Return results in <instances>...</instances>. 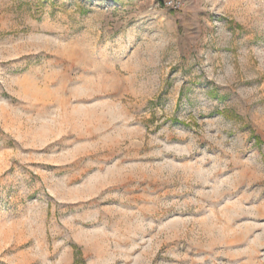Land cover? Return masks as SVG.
<instances>
[{"label": "rangeland", "instance_id": "1", "mask_svg": "<svg viewBox=\"0 0 264 264\" xmlns=\"http://www.w3.org/2000/svg\"><path fill=\"white\" fill-rule=\"evenodd\" d=\"M0 264H264V0H0Z\"/></svg>", "mask_w": 264, "mask_h": 264}]
</instances>
